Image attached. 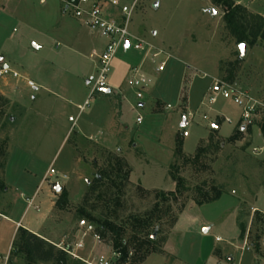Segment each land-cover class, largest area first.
Returning <instances> with one entry per match:
<instances>
[{"label": "rangeland", "instance_id": "rangeland-1", "mask_svg": "<svg viewBox=\"0 0 264 264\" xmlns=\"http://www.w3.org/2000/svg\"><path fill=\"white\" fill-rule=\"evenodd\" d=\"M121 1L136 5L132 36L165 52L161 61L169 58L166 71L157 74L145 54L133 47L120 50V67L114 66L111 76L122 82L127 64L142 66L146 74L142 100L131 85L130 66L116 90L130 96L135 112L129 106L116 111L113 102L121 97L101 92L80 112L90 92V56L99 59L107 38L75 18L71 0H0V70L8 66L11 71L0 77V215L18 221L27 198L36 195L40 212L28 210L25 224L38 216L52 217L56 236H62L51 245L84 241L81 255L86 259L110 257L114 250L109 233L96 241V225L80 226L81 207L118 226L131 217L152 218L153 226L137 237L139 241L133 240L128 224V264H264V47H247L241 55L218 0ZM231 1L264 18V0ZM104 7L108 17L120 14L110 5ZM37 81L52 84L62 100L34 102L43 92L33 89ZM223 85L253 99L249 122L241 120V110L232 101L214 93ZM104 119V130L112 133L106 140L97 135ZM82 132L94 133L93 140L108 147L84 140ZM233 136L236 141L230 140ZM179 140L185 147L182 156L177 155ZM199 149H204L200 158L187 162ZM103 172L117 178L116 187L102 188L103 198L96 205L85 203ZM173 174L186 180L175 198L168 195L176 190ZM58 186L68 193L64 209L56 206ZM219 188L224 192L218 201L196 205L201 192L215 196ZM47 196L50 215L42 203ZM115 197L119 205L112 201ZM239 223L245 226L243 239ZM89 225L93 232L87 230ZM13 231L14 224L0 217V241H10ZM150 234L156 238L148 246L144 242ZM15 253L8 255V264H27L24 255ZM67 264L84 263L67 257Z\"/></svg>", "mask_w": 264, "mask_h": 264}, {"label": "built area", "instance_id": "built-area-1", "mask_svg": "<svg viewBox=\"0 0 264 264\" xmlns=\"http://www.w3.org/2000/svg\"><path fill=\"white\" fill-rule=\"evenodd\" d=\"M104 4L110 5L120 11L118 16L108 17V9L104 7ZM134 5H127L121 0H71V7L73 14L76 19L80 20L86 28L93 32H98L107 38V44L101 56L98 59L95 71L87 78V86L89 87L88 99L83 106H80V112H82L86 106L89 105L90 101L93 100L94 96L98 92H105L110 89L109 82L111 74L114 69V62L120 50L126 52L131 47L135 51L145 54L146 59L152 65H156L155 72L161 74L166 71L168 57L166 60L161 61L160 59L167 54L162 50L155 49L143 40H139L132 36L129 27L132 15L135 10ZM131 40H134L132 44ZM11 74L8 66L0 70V77ZM132 79L131 85L138 90L137 98L142 100L144 98L143 92L147 87L146 74L144 73L143 67H134L131 69ZM13 76L18 77L17 73H13ZM214 93H219L222 98L230 100L241 110V120L243 122H249L255 111V106L252 104V100L247 96H243L241 92H235L226 88L224 85L222 88L214 90ZM217 98L212 97L211 102L216 103ZM231 123L230 119L226 120ZM142 122V118H138V123ZM185 137L189 136L188 132L184 133ZM27 209H33L34 211L40 212V207L36 204V195L32 198H27ZM89 232H93L94 228L89 225L87 226ZM93 237L96 241H100V236L95 232ZM220 241V239H217ZM58 250L67 254L70 258L82 262L84 264H128L123 263L122 255L113 251L110 257H100L95 259H86L81 254L85 252L86 246L84 241H79L75 244H67L66 241H61L58 245H53ZM9 256H0V264H8Z\"/></svg>", "mask_w": 264, "mask_h": 264}, {"label": "trees", "instance_id": "trees-1", "mask_svg": "<svg viewBox=\"0 0 264 264\" xmlns=\"http://www.w3.org/2000/svg\"><path fill=\"white\" fill-rule=\"evenodd\" d=\"M218 3L225 8L224 20L230 33L236 38L237 43L245 45L247 47H254L256 45H262L264 47V18L261 16H253L246 12V10L234 4L231 0H218ZM1 97V96H0ZM2 99V98H1ZM260 129L264 133V125L260 126ZM230 140H237L234 136ZM204 153V149H199L197 155L193 158H186L187 162L191 160H198ZM177 155H183V140L178 141ZM128 178V177H127ZM172 179L176 184V190L168 194L175 198L177 194L185 187L186 180L180 177L178 174H173ZM117 178L112 177V173L103 172L93 182L90 188L89 194L85 197V203L90 204L92 201L96 202L103 198V192H100L102 188L108 186H115ZM116 187V186H115ZM224 189H216V195L211 196L208 193L201 192L199 198L195 200L197 206H203L205 204H211L218 201L223 195ZM164 198L165 193L161 194ZM117 205L120 204V199L115 197L114 200ZM108 202L107 205L111 204ZM68 202V193L66 190L61 192L59 199L56 202V206L64 209ZM91 206V211H95L96 206ZM77 216L85 224L92 223L100 229V233L97 230V234L103 238L111 235L112 244L110 245L114 251L119 252L122 255L123 263H128V256L130 253L129 242L126 240L127 226L131 224L130 228L134 241H139L137 237L141 236L145 230L150 229L153 226L152 218L143 217H131L128 223H123L122 226H118L108 218L96 217L89 212L88 208L81 207L77 210ZM240 239H243L245 234V226L239 223ZM155 239L151 234L144 243L148 246L152 245ZM254 244H252L253 246ZM259 246H257V249ZM13 250L16 251L15 255L22 254L25 257L27 264L38 263H53V264H67V257L64 252L58 250L55 246L40 239L34 234L30 233L24 228H19L16 234L15 241L13 242Z\"/></svg>", "mask_w": 264, "mask_h": 264}, {"label": "crops", "instance_id": "crops-1", "mask_svg": "<svg viewBox=\"0 0 264 264\" xmlns=\"http://www.w3.org/2000/svg\"><path fill=\"white\" fill-rule=\"evenodd\" d=\"M104 49H105V47H104ZM104 49H103V51H104ZM94 56H95L94 54H92L90 56V60L92 62V64H91L92 65L91 66L92 67V72L89 74V76L95 71L96 65H97V62H98V59H94ZM116 62H117V60H115L114 66H115L116 69H118V67H120V66H118V64ZM129 66L131 67V69L134 68V67H137V65L133 66V64H127L126 66H124L123 81L120 82L119 79L117 78V76L112 75L111 78H110V82H109V86H110V89L108 90L109 92H107V91L101 92L102 95H104V96H108V95H110L112 93H115L116 98L121 97L118 102H116V101L113 102L115 104V106H116L115 107L116 111L124 110V109H126L129 106L131 108V111L135 112L134 111V109H135L134 105L131 104L132 101H131L130 96L126 95V92H120V91L116 92V90H119V86L121 87V85L124 84L125 76H126V70L128 69ZM52 78H53L52 83H54L55 87H56L58 78H55L54 74H53ZM36 84H37V86H35ZM86 84H87V80H86ZM33 89L35 90L36 93H40V91H43L42 94H37V95H35L33 97L34 102H36L38 100V102H37L38 104L39 103H41V105L47 104V103L53 104V102H55V101L62 100V98H59L60 95L57 94V92L54 91L55 89H54L52 84L51 85H49V84L48 85H43L42 83H40V82L38 83V81H37V82H34ZM38 96H39V98H38ZM113 103H111V105L109 107L110 109L107 107L108 108L107 114L111 113V110H112V107H113ZM138 106L139 107H143L144 104L143 103H139ZM60 113H61V114H59L60 116H62V117L66 116L65 112H60ZM37 115L40 116L38 113H37ZM105 122L106 121L104 119V122L101 124L102 128H100L99 132L97 133V135H99V136H102V137L104 136V139L105 138H109V137L112 136L111 135L112 133L110 131H108L109 129L107 131L104 130ZM79 136L81 138H83L84 140L95 142L93 140L95 138V137H93L94 133H92V132L91 133H86V132L83 133L82 132L81 134H79ZM65 140H66V137L64 139V142H65ZM95 143L98 144L101 147H108L106 145V143H104L102 141L99 142V143H97V142H95ZM183 149L185 150L184 144H183ZM71 151H72L73 154L75 153V150L73 148H72ZM185 153H186V151H185ZM143 188L145 190L156 189V188H146L144 186H143ZM47 202H48V196L42 203H43V205L44 204L46 205ZM54 202H55V200H54ZM52 205L54 206V204H52ZM47 207H49L48 204H47ZM27 211H28V209L25 210V213H24L23 217L21 219H19L18 221H16V219H11L9 216L6 217L4 215H0L1 218L6 219V220H8V221H10V222H12L14 224V231H13L12 235L10 236V241L8 240L9 244H8L7 240H1L0 241V256H7V255H9L11 253V251L13 250V245L12 244L14 242V237L16 236L15 234H17V231H18V229L20 227L26 229L30 233L34 234L35 236L39 237L40 239L46 241L49 244H54L53 242H55L57 240L59 241V239L62 236V234L56 236L57 231L55 230L56 229L55 228V223H54L52 217H50V216H45V217L44 216H38L35 219H31L29 222H27V224H25L24 217H25V215H27ZM51 211H52V209L49 207L48 212H47L48 215L51 214ZM83 225H85V223L81 222L80 226L83 227ZM3 241H4V243H3ZM6 241H7V243H6ZM6 244H8L7 248L5 247V249H3L2 246L6 245ZM42 264H47V263H42Z\"/></svg>", "mask_w": 264, "mask_h": 264}, {"label": "water", "instance_id": "water-1", "mask_svg": "<svg viewBox=\"0 0 264 264\" xmlns=\"http://www.w3.org/2000/svg\"><path fill=\"white\" fill-rule=\"evenodd\" d=\"M213 12L216 13V11H213ZM242 46H243V47H241V45L239 46L240 53H241L242 56H245V55H246V52H247V46H245V45H243V44H242ZM36 47H37V46H36ZM107 92H109V91H107ZM186 125H187V123L184 122V123H183V127H185ZM213 128H214L215 130H217V129L219 128V125H218V124H215V125L213 126ZM62 191H63V187L58 186V187L56 188V192H57V193H61ZM204 232L206 233L207 230H205ZM152 238L155 239V238H156V235H153Z\"/></svg>", "mask_w": 264, "mask_h": 264}, {"label": "snow or ice", "instance_id": "snow-or-ice-1", "mask_svg": "<svg viewBox=\"0 0 264 264\" xmlns=\"http://www.w3.org/2000/svg\"><path fill=\"white\" fill-rule=\"evenodd\" d=\"M241 47H243V46L241 45Z\"/></svg>", "mask_w": 264, "mask_h": 264}]
</instances>
